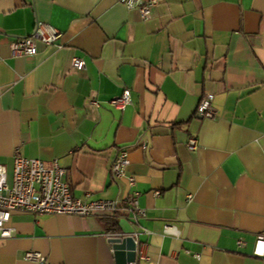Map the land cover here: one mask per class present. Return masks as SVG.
Here are the masks:
<instances>
[{"label": "crops", "instance_id": "1", "mask_svg": "<svg viewBox=\"0 0 264 264\" xmlns=\"http://www.w3.org/2000/svg\"><path fill=\"white\" fill-rule=\"evenodd\" d=\"M38 23L61 33L60 49L36 40L35 55L12 57L10 43ZM124 90L130 104L120 111L108 101ZM203 97L213 119L195 116ZM119 148L133 189L109 174ZM15 152L56 160L72 198L118 208L85 218L15 212L0 264H32L26 251L48 264H116L107 236L133 231L135 264H264L252 255L264 233V0H158L146 21L115 0H0L9 176ZM132 192L145 212L136 225Z\"/></svg>", "mask_w": 264, "mask_h": 264}, {"label": "built area", "instance_id": "2", "mask_svg": "<svg viewBox=\"0 0 264 264\" xmlns=\"http://www.w3.org/2000/svg\"><path fill=\"white\" fill-rule=\"evenodd\" d=\"M122 3L127 10H136L141 20L149 18L151 9L157 4L158 0H115ZM61 33L56 29L38 23L30 36L21 37L13 40L9 47L11 56L21 58L36 54L35 41L38 40L46 46H55ZM71 67L77 71L84 68L81 58H73ZM113 108L123 111L130 104V93L124 90L120 95L108 101ZM95 107L97 101H91ZM195 116L199 119H213L215 111L211 106L209 97H203L199 101L195 110ZM187 148L194 151L197 148L195 138H190ZM129 164L128 152L124 148H119L113 162L109 168L112 180L116 181L126 177L129 188L135 186L134 177L126 175V168ZM66 169L61 167L56 160L50 165H45L38 159L26 158L17 152L12 157V168L10 176L5 166L0 165V239H8L13 236V229L7 226L10 216L15 212L27 213L32 215H56V216H76L90 217L95 214L112 216L116 213L118 205L112 200H92L82 201L72 198L69 187L65 181ZM156 196L159 192L154 193ZM137 193L125 200L126 210L129 213V224L136 225L138 220L145 216V212L137 206ZM163 232L174 237L178 236L176 228L166 224ZM137 231L130 234H112L107 238L124 239L131 237L134 240L135 253H138ZM240 243V242H239ZM140 256L142 252L139 251ZM252 255L264 260V233L255 236ZM23 259L32 264H48L47 258L38 252L26 251ZM129 264H135L129 263Z\"/></svg>", "mask_w": 264, "mask_h": 264}, {"label": "water", "instance_id": "3", "mask_svg": "<svg viewBox=\"0 0 264 264\" xmlns=\"http://www.w3.org/2000/svg\"><path fill=\"white\" fill-rule=\"evenodd\" d=\"M108 242L112 246L116 264H128L135 261V245L131 237L124 239L111 238Z\"/></svg>", "mask_w": 264, "mask_h": 264}]
</instances>
